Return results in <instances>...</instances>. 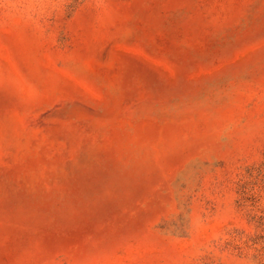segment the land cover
<instances>
[{"label": "rangeland", "instance_id": "obj_1", "mask_svg": "<svg viewBox=\"0 0 264 264\" xmlns=\"http://www.w3.org/2000/svg\"><path fill=\"white\" fill-rule=\"evenodd\" d=\"M0 264H264V0H0Z\"/></svg>", "mask_w": 264, "mask_h": 264}]
</instances>
